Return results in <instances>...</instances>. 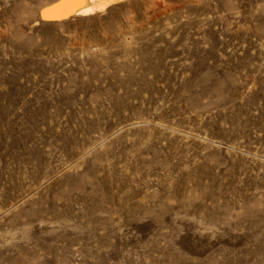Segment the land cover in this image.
<instances>
[{
  "label": "rangeland",
  "instance_id": "obj_1",
  "mask_svg": "<svg viewBox=\"0 0 264 264\" xmlns=\"http://www.w3.org/2000/svg\"><path fill=\"white\" fill-rule=\"evenodd\" d=\"M0 0V264H264V0Z\"/></svg>",
  "mask_w": 264,
  "mask_h": 264
},
{
  "label": "bare ground",
  "instance_id": "obj_2",
  "mask_svg": "<svg viewBox=\"0 0 264 264\" xmlns=\"http://www.w3.org/2000/svg\"><path fill=\"white\" fill-rule=\"evenodd\" d=\"M121 0H58L43 11V16L52 19H65L71 16L87 15Z\"/></svg>",
  "mask_w": 264,
  "mask_h": 264
},
{
  "label": "snow or ice",
  "instance_id": "obj_3",
  "mask_svg": "<svg viewBox=\"0 0 264 264\" xmlns=\"http://www.w3.org/2000/svg\"><path fill=\"white\" fill-rule=\"evenodd\" d=\"M81 2H86V0H81Z\"/></svg>",
  "mask_w": 264,
  "mask_h": 264
}]
</instances>
